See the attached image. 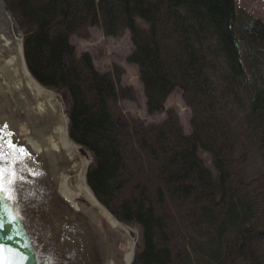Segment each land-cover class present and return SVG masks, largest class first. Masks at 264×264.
<instances>
[{"label":"trees","instance_id":"obj_1","mask_svg":"<svg viewBox=\"0 0 264 264\" xmlns=\"http://www.w3.org/2000/svg\"><path fill=\"white\" fill-rule=\"evenodd\" d=\"M5 1L30 72L63 95L69 135L92 154L89 186L138 230L132 264H264V171L244 169L264 166V20L238 0ZM93 27L130 34L126 62L160 121L122 108L138 99L122 65L78 52L72 38ZM176 89L189 130L165 109Z\"/></svg>","mask_w":264,"mask_h":264},{"label":"water","instance_id":"obj_2","mask_svg":"<svg viewBox=\"0 0 264 264\" xmlns=\"http://www.w3.org/2000/svg\"><path fill=\"white\" fill-rule=\"evenodd\" d=\"M23 40L18 21L0 0V125L7 124L13 140L31 153L28 167L43 173H25L29 182L18 191V202L26 218L9 223L5 214L0 241L25 254V264H45L49 256L58 264H132L138 233L89 186L92 154L71 139L63 97L30 72ZM4 205L15 211V202L5 200L0 211Z\"/></svg>","mask_w":264,"mask_h":264},{"label":"rangeland","instance_id":"obj_3","mask_svg":"<svg viewBox=\"0 0 264 264\" xmlns=\"http://www.w3.org/2000/svg\"><path fill=\"white\" fill-rule=\"evenodd\" d=\"M238 3L241 7H243L247 12H249L254 17H258L264 20V0H238ZM91 37L87 40L81 39L79 37L74 36L72 41L77 46L78 52L88 51L92 54L94 58V63L101 70H107L110 68V64L113 62L122 65L126 74L123 76V80L125 83H132L135 86L136 92L138 94V99L136 100H122L121 105L122 108L138 117L144 118L148 121H160L163 118L162 114H154L152 116H147L145 112V97L142 92V85L138 81L137 72L134 66L127 64L126 57L130 53L132 49V42L130 39V34L125 33L119 37H106L100 28L93 27L91 28ZM59 93V92H58ZM60 94V93H59ZM62 97L63 95L60 94ZM176 106L178 108V112L180 117L182 118V122L185 126V129L189 130V117L191 115L190 109L185 105L182 95L178 89L174 90V92L168 97L165 105V109ZM236 112V110H235ZM234 115V113L232 112ZM233 117V116H232ZM235 120L233 119V123ZM258 160V159H257ZM251 158H247L244 161V169L248 174L251 175L253 168H261L264 171V166L258 160ZM255 162V163H254ZM252 176V175H251ZM253 177V176H252ZM261 187V184H257ZM260 191H264L260 188ZM261 214L264 215V208L261 211ZM137 230L136 227L131 226ZM252 246V245H251Z\"/></svg>","mask_w":264,"mask_h":264},{"label":"snow or ice","instance_id":"obj_4","mask_svg":"<svg viewBox=\"0 0 264 264\" xmlns=\"http://www.w3.org/2000/svg\"><path fill=\"white\" fill-rule=\"evenodd\" d=\"M13 135L7 124L0 125V204L5 200L16 203L15 211L7 205H4L3 210L0 211V228L4 227L5 214L9 223H16L26 218V213L21 214L23 210L18 202V191H23L24 185L29 182L25 173L31 176L43 175L38 170L28 167V161L32 160L31 153L20 145L19 141H14ZM13 232L15 236L21 235L18 227L14 228ZM13 238V235L6 237L7 240ZM24 247L27 248L29 245L25 244ZM27 259L28 257L18 249L0 241V264H25ZM45 264H58V261H54L53 257L49 256Z\"/></svg>","mask_w":264,"mask_h":264}]
</instances>
